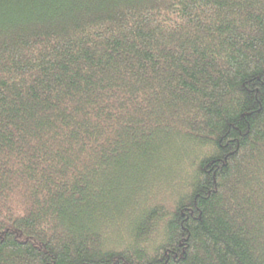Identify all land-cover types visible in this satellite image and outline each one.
Listing matches in <instances>:
<instances>
[{
	"label": "trees",
	"instance_id": "1",
	"mask_svg": "<svg viewBox=\"0 0 264 264\" xmlns=\"http://www.w3.org/2000/svg\"><path fill=\"white\" fill-rule=\"evenodd\" d=\"M0 264H264V0H0Z\"/></svg>",
	"mask_w": 264,
	"mask_h": 264
}]
</instances>
